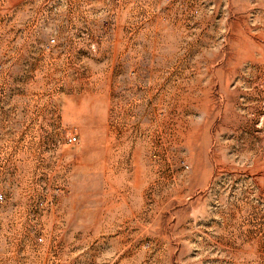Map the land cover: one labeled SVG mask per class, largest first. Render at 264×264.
<instances>
[{
  "label": "rangeland",
  "instance_id": "obj_1",
  "mask_svg": "<svg viewBox=\"0 0 264 264\" xmlns=\"http://www.w3.org/2000/svg\"><path fill=\"white\" fill-rule=\"evenodd\" d=\"M263 77L264 0H0V264H264Z\"/></svg>",
  "mask_w": 264,
  "mask_h": 264
},
{
  "label": "bare ground",
  "instance_id": "obj_2",
  "mask_svg": "<svg viewBox=\"0 0 264 264\" xmlns=\"http://www.w3.org/2000/svg\"><path fill=\"white\" fill-rule=\"evenodd\" d=\"M262 50H263V49H262ZM216 64H217V63H216ZM231 69H232V68H231ZM212 72H213V71H212ZM233 72H234V71H233ZM210 73H211V72H210ZM213 73H214V72H213ZM213 73H212V74H213ZM224 73H225V72H224ZM221 74H222V73H221ZM260 74H261V73H260ZM224 76H225V75H224ZM209 77H210V76H209ZM214 77H215V76H213V75H212V77H211V81H212V83H213V86H215V85L217 84V83L214 81ZM262 80H263V83H264V77H263ZM223 82H224V81H223ZM261 82H262V81H261ZM227 83H228V82H225V83L222 84V87H221V88L223 89V91L226 90ZM221 101H222V100H221ZM262 104H263V103H262ZM248 105H249V104H248ZM211 106H212V112H213V111L215 112V111L218 109V108H217L218 106H216V103L214 102V100H213V105H211ZM221 112H222V111H221ZM260 125H261L260 128L263 129V128H264V115L261 117V124H260ZM214 152H215V151H214ZM209 155H210V154H209ZM215 155H216V154H215ZM260 155H261V154H260ZM217 157H218V156H217ZM263 160H264V159H263ZM214 165H215V164H214Z\"/></svg>",
  "mask_w": 264,
  "mask_h": 264
},
{
  "label": "built area",
  "instance_id": "obj_3",
  "mask_svg": "<svg viewBox=\"0 0 264 264\" xmlns=\"http://www.w3.org/2000/svg\"><path fill=\"white\" fill-rule=\"evenodd\" d=\"M68 141H69L70 144H74L77 141V139H76L75 136H71ZM0 201H3V196L2 195H0Z\"/></svg>",
  "mask_w": 264,
  "mask_h": 264
}]
</instances>
